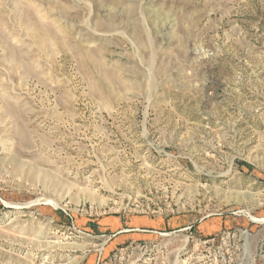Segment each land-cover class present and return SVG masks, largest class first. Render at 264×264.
I'll return each mask as SVG.
<instances>
[{
	"label": "rangeland",
	"instance_id": "rangeland-1",
	"mask_svg": "<svg viewBox=\"0 0 264 264\" xmlns=\"http://www.w3.org/2000/svg\"><path fill=\"white\" fill-rule=\"evenodd\" d=\"M0 264H264V0H0Z\"/></svg>",
	"mask_w": 264,
	"mask_h": 264
}]
</instances>
